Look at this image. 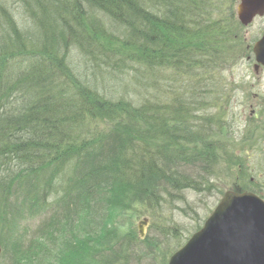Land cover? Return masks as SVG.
I'll list each match as a JSON object with an SVG mask.
<instances>
[{"label": "trees", "instance_id": "obj_1", "mask_svg": "<svg viewBox=\"0 0 264 264\" xmlns=\"http://www.w3.org/2000/svg\"><path fill=\"white\" fill-rule=\"evenodd\" d=\"M230 1L0 0V236L8 261L26 264L17 254L28 230L15 209L24 201L36 216L62 208L41 245L42 264H129L142 243L137 264L158 257L154 241L137 237L134 216H153L166 200L158 181L170 197L208 188L219 178L217 148L234 132L218 111L225 84L213 78L220 61H239L245 50ZM129 191L136 197L126 226L109 227ZM175 226L158 232L178 241ZM164 249L162 264L177 248Z\"/></svg>", "mask_w": 264, "mask_h": 264}, {"label": "rangeland", "instance_id": "obj_2", "mask_svg": "<svg viewBox=\"0 0 264 264\" xmlns=\"http://www.w3.org/2000/svg\"><path fill=\"white\" fill-rule=\"evenodd\" d=\"M238 1L239 0H232L229 3V5H232V8H234V11H236L235 7ZM243 29V46L245 50L239 57V61H230L224 65L222 61H220L217 66L218 70L213 76L214 80H219L225 84L227 96L226 98L224 97V104H220L221 107L218 111L222 112L223 117H225L224 120L232 125L231 127L234 131L233 133H229L230 142L227 143V146L222 145L220 148H217L220 149L219 153L222 154L221 165L218 164L215 169V171L218 172L219 178H215L212 181L208 180L211 185L208 188H203L201 191H194L192 187L187 188L182 193H179L182 198H180L179 194L175 195V192L172 194L174 197L164 195V192L161 191L164 185L161 184V181L156 183L158 194L160 193V195H163L166 200H161L160 207L156 209L153 216L150 214L142 215L138 219L134 216V226H137L138 221L143 216L148 217L150 222L148 226L144 227V235L141 239L144 240L145 243L148 240L154 241V245L161 253L158 254L157 258L151 255L147 263L142 262L140 264H162V257L164 254L162 251L165 250L164 248H178V246H180L179 243H183L193 231L200 227L203 219L216 205L223 191L229 189L232 184L238 183L239 185V183H241L239 186L246 184L245 186L248 187L251 183L261 184V181H264V115L262 113L257 114L259 119H254L253 115L250 113V106L252 104L256 103L258 100H261V104L264 103V72H255L253 70L254 61L251 51L253 43L264 32V16H259V18L254 19L251 24L248 25V28L244 27ZM234 54L237 56V52ZM236 56L233 57L236 58ZM215 111L216 108L206 111V116L210 115L211 117L215 115ZM231 127H229L230 132ZM99 128H101L100 125ZM105 132L106 129H104V133ZM224 136L226 135L224 134ZM106 153L107 150L104 148L101 153L100 161L106 157ZM241 164H243L241 169L245 165L244 171L239 170ZM185 169L186 167L182 168L180 171L187 173ZM195 174L200 176L205 173L198 170ZM195 174L194 176H196ZM241 179H244V181ZM217 189H220L222 192H218ZM127 196L129 200L125 206H118L114 211L116 220H113L109 227L117 228L116 226H118V224L126 226L127 221L124 220V217H126L125 213H130V202H133L136 197L132 191H129ZM175 197L178 199H174ZM52 213H54V211L48 214L47 217L50 219L54 217ZM128 213L127 215L132 214V212L130 214ZM28 221L30 222V220ZM38 222V220H34L30 223L27 222L29 226H32L30 228V237L39 235L40 233H43V236L37 240L40 241L39 243L41 244L34 245L28 252L18 255V258L26 264H42V261L47 256L46 254H42L43 249L41 250V245L43 246V243L47 240L49 241V238H51V229H49V227H51L52 224L49 225L45 231L40 228ZM23 224L22 221V225ZM160 225L167 227L176 225L175 227L179 228L180 233L178 241L174 238H169L168 235H166V238L164 234H161V232L159 233L158 228ZM34 226H37V228H34ZM137 237L139 238L138 233ZM139 250H146L143 243L138 250L131 251L128 257L129 264H137L136 258L139 254ZM147 250L150 251L151 249L148 248ZM42 256L43 260L41 261L42 258L40 257ZM4 261L6 262L5 259ZM0 264H4V262H0Z\"/></svg>", "mask_w": 264, "mask_h": 264}, {"label": "water", "instance_id": "obj_3", "mask_svg": "<svg viewBox=\"0 0 264 264\" xmlns=\"http://www.w3.org/2000/svg\"><path fill=\"white\" fill-rule=\"evenodd\" d=\"M236 8L237 19L247 25L264 13V0H239ZM251 51L264 66V33ZM218 203L167 264H264V201L249 191H225ZM147 223L139 222L140 236Z\"/></svg>", "mask_w": 264, "mask_h": 264}, {"label": "flooded vegetation", "instance_id": "obj_4", "mask_svg": "<svg viewBox=\"0 0 264 264\" xmlns=\"http://www.w3.org/2000/svg\"><path fill=\"white\" fill-rule=\"evenodd\" d=\"M261 100H258L256 103L252 104L250 107V113L253 115L254 119H259L257 114L262 113L264 115V103L261 104ZM264 102V99H263Z\"/></svg>", "mask_w": 264, "mask_h": 264}]
</instances>
